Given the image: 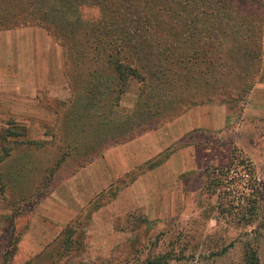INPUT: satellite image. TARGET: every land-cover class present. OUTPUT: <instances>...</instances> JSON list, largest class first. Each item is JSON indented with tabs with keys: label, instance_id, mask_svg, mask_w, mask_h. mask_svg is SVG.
<instances>
[{
	"label": "rangeland",
	"instance_id": "374dc122",
	"mask_svg": "<svg viewBox=\"0 0 264 264\" xmlns=\"http://www.w3.org/2000/svg\"><path fill=\"white\" fill-rule=\"evenodd\" d=\"M263 85L264 0H0V264H264ZM199 105L226 116L180 135Z\"/></svg>",
	"mask_w": 264,
	"mask_h": 264
},
{
	"label": "trees",
	"instance_id": "16d2710c",
	"mask_svg": "<svg viewBox=\"0 0 264 264\" xmlns=\"http://www.w3.org/2000/svg\"><path fill=\"white\" fill-rule=\"evenodd\" d=\"M139 23L140 24H138L137 26L133 24V26L131 28L142 30V32H144V28L146 30H148V22L145 19L140 20ZM154 28H155V26H154ZM132 30H134V29H132ZM152 38H153V36H152ZM150 43L155 44V47H153L151 49L152 58H154L156 60H161V59L165 58L164 55L169 54V52H167V49H164L163 47L158 46L157 43H153V42H150ZM140 56H143V55H140ZM148 56H150V55L148 54ZM143 58L146 59L145 51H144ZM174 60H175V57H174ZM132 64L133 63H129V65H127V67H126L119 62L114 63L113 68H114V71L116 72L117 79L121 82H124L130 74H133L139 81L142 82V85H144L143 91L147 90L146 94L147 95L149 94L148 100H151V103H152L153 99H154V94L150 93L151 89H150L149 85L146 84L145 77H142L141 75H139L137 69H134L132 67ZM163 68H164V65H163ZM144 74L146 75L145 71H144ZM154 74H155V76L153 75L154 77H150L153 80L155 78H158V79L162 78V73H160V71L154 72ZM200 74L201 73H199L198 76ZM199 77L201 79H200V82L198 83L199 86L197 85L196 88H200L201 89L200 92L195 91L192 94V92L189 91V86L193 80L192 77L189 80H185L183 82L184 84L182 86H183L184 93H185V95L189 96L188 100L185 103V108L189 107V106H193L195 104H201L204 102H208V99H207L208 97L205 94H206V90L209 89L210 84L207 82V76L206 77L199 76ZM192 95L198 96V97H193ZM157 97L158 96H156L155 98H157ZM157 103H158L157 104L158 106L164 105L163 107H158L159 111L162 113L164 112V114L169 115L170 112L174 109V107L173 106L171 107L169 104H166V103L161 104L160 101ZM153 110H157V109L152 106L148 112H145V116H143L144 119L142 120V122H144L143 124H145L148 120L153 118L152 115H155V117L159 116L158 113L154 114ZM149 112H151V113H149ZM182 112L183 111H177L176 113H173L171 115V117H176L179 114H181ZM162 113H159V114H162ZM230 171L231 170L229 168H227L224 171L217 173V175H215L213 177L212 182H210V185L213 184V187L215 190H218L219 188L227 187L229 182H231L234 179V176L232 177L229 175V173H231ZM236 175H239V177L243 176V174L240 172H238V174H236ZM228 177H229V179H227ZM242 254H243V257L241 259V264H256L255 259L253 257V256H255V253L252 250H250L248 252V256L245 255L244 253H242ZM172 259H177V257H175V255H171L170 253H164L163 255H157V256L156 255H153V256L148 255L147 258L144 260V262L138 263V264H166L169 260H172Z\"/></svg>",
	"mask_w": 264,
	"mask_h": 264
},
{
	"label": "crops",
	"instance_id": "0c3cea01",
	"mask_svg": "<svg viewBox=\"0 0 264 264\" xmlns=\"http://www.w3.org/2000/svg\"><path fill=\"white\" fill-rule=\"evenodd\" d=\"M250 98H254L253 102L258 104V107H256V110L245 111L244 115L264 118V90L260 94L255 91L254 94L252 93ZM216 108L217 107L204 105L190 108L189 111H187L188 113L186 115L184 113L179 119H177L178 125L180 127V135L198 127L214 128V126L218 124L219 120H222V118L226 116L222 114L221 110L220 115H217V117H215L214 112L216 111Z\"/></svg>",
	"mask_w": 264,
	"mask_h": 264
}]
</instances>
